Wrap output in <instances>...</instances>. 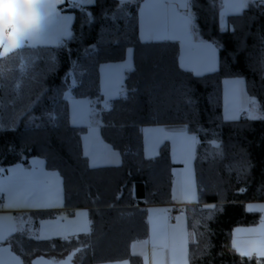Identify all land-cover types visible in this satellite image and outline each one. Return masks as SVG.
<instances>
[{"label":"trees","instance_id":"1","mask_svg":"<svg viewBox=\"0 0 264 264\" xmlns=\"http://www.w3.org/2000/svg\"><path fill=\"white\" fill-rule=\"evenodd\" d=\"M188 5L196 36L217 49L213 72L182 69L175 42L141 41L137 1L67 7L73 22L59 45H24L0 56V173L41 158L61 178L66 212L88 213V231L70 238L11 234L8 241L23 264L36 253L75 249L74 264H143L130 244L147 236L145 207L171 202L167 143L151 157L142 148V127L153 124H181L196 137L197 201L183 213L192 235L188 264H264V258L238 254L231 243L235 227L260 219L245 203L264 201V0L227 16L226 29L219 23V0ZM127 50L131 68L124 73V95L100 109V67L123 61ZM232 77L244 82L260 117L222 118V82ZM68 91L100 110V136L119 152V164L88 163L81 144L85 127L69 120ZM52 214L32 213L36 219Z\"/></svg>","mask_w":264,"mask_h":264},{"label":"crops","instance_id":"2","mask_svg":"<svg viewBox=\"0 0 264 264\" xmlns=\"http://www.w3.org/2000/svg\"><path fill=\"white\" fill-rule=\"evenodd\" d=\"M93 1L40 0L41 3L55 4L56 7L52 10L47 8L42 10L46 18L43 32L31 42L24 41V45H59L60 40L69 35V28L73 22V14L64 9L81 8L90 5ZM118 1L120 3L138 2L137 26L141 41H170L178 44V65L182 69L195 75H202L218 68L216 47L210 42L200 40L193 30L189 0ZM253 1L257 0H219V22L220 20L226 22L227 16L240 13L248 3ZM26 2L27 0H0V17H3L5 12L15 11L12 5ZM4 5L8 7L5 8ZM2 51L3 47L0 46V52ZM125 54L123 61L106 63L100 67V93L105 105L109 100L119 96L124 73L131 66V51L127 50ZM226 88L228 90L227 111L224 110ZM221 91L224 120L255 116V112L250 111L251 100L240 78L224 79ZM64 97L69 105L70 123L76 127H85L81 135V144L88 163L94 167L119 164L121 160L119 152L100 136V116L92 110L90 101L75 97L70 91L66 92ZM103 105L100 109L106 107ZM142 134V148L146 157L156 155L163 143H167L169 147L173 163L171 202L145 207L147 236L144 240L132 242L130 251L140 256L143 264H185V262L188 264L186 254L192 235L186 228V216L179 215L175 221L170 222L168 210L171 204L186 207L197 201L193 170L196 137L187 133L185 126L181 124L143 126ZM61 191L59 174L54 170H47L41 158H31L27 164H13L6 171L1 172L0 193L4 194V199L0 202V245L10 244L8 239L15 231L18 218L23 221H33L34 229L37 231L36 238L39 239L54 237L65 239L87 232V210L79 208L68 214L63 207ZM245 207L247 211L259 213L260 219L252 225L235 227L231 237L232 246L234 247L235 244L234 249L238 254L241 251H251V257L264 258L258 255L259 250H264V201H249L245 203ZM39 211H52L53 214L36 219L32 213ZM65 254H56L59 256L57 258L52 256L54 253L44 255L57 261ZM101 264H127V262Z\"/></svg>","mask_w":264,"mask_h":264},{"label":"snow or ice","instance_id":"3","mask_svg":"<svg viewBox=\"0 0 264 264\" xmlns=\"http://www.w3.org/2000/svg\"><path fill=\"white\" fill-rule=\"evenodd\" d=\"M12 7L15 11L5 12L3 17H0V46L3 47L0 55H7L14 49L23 47L24 41L31 42L40 35L46 20L42 10L55 9L56 5L41 3L40 0H27L24 4H15ZM240 254L251 257L252 252L241 251ZM258 255L264 256V250H259Z\"/></svg>","mask_w":264,"mask_h":264},{"label":"water","instance_id":"4","mask_svg":"<svg viewBox=\"0 0 264 264\" xmlns=\"http://www.w3.org/2000/svg\"><path fill=\"white\" fill-rule=\"evenodd\" d=\"M92 3L93 2L90 4ZM1 172L3 171L1 170ZM10 247L11 245L7 243L0 245V264H23L20 256L17 255ZM77 252L78 249L72 250L57 261L51 260V258L45 256L44 254H38L32 257L29 261L30 264H74L73 258Z\"/></svg>","mask_w":264,"mask_h":264},{"label":"rangeland","instance_id":"5","mask_svg":"<svg viewBox=\"0 0 264 264\" xmlns=\"http://www.w3.org/2000/svg\"><path fill=\"white\" fill-rule=\"evenodd\" d=\"M219 23H220V26H221L222 29H226V27H227L226 22H224L223 20H220ZM130 68H131V66L129 68H127L126 70H129ZM225 90H226V92H225L224 110L227 111L228 90H227V88ZM124 92L125 91H124V88H123V84H121L120 85V93H119V95H124ZM103 104L105 105L106 103H104V101H102L101 104H100L101 107H102ZM105 106L107 107V105H105ZM106 107H104V108H106ZM93 111H95V113L98 114V112L100 110L99 109L97 110V108H94ZM250 111H252V112L254 111L256 113V115H255L256 117H260L261 116L255 101H254L253 106L250 107ZM255 116H253V117H255ZM27 229L29 231H26ZM14 232H20V233H23V234H27L28 236H31V237H34V238H36V236H37V231L34 229V222L33 221H29L28 222L26 220L23 221L22 219L20 220V218H18L17 221H16V228H15ZM10 244H11L12 247L14 246L12 243H10ZM38 254H40V253H36L35 255H38ZM52 256L54 258L59 257L56 254H54ZM73 263H74V259H73Z\"/></svg>","mask_w":264,"mask_h":264},{"label":"built area","instance_id":"6","mask_svg":"<svg viewBox=\"0 0 264 264\" xmlns=\"http://www.w3.org/2000/svg\"><path fill=\"white\" fill-rule=\"evenodd\" d=\"M244 116L245 113H244ZM4 199V194L0 193V202ZM184 213V206L180 205V204H171L169 206V210H168V220L170 222L175 221L176 217L179 215H183Z\"/></svg>","mask_w":264,"mask_h":264},{"label":"clouds","instance_id":"7","mask_svg":"<svg viewBox=\"0 0 264 264\" xmlns=\"http://www.w3.org/2000/svg\"><path fill=\"white\" fill-rule=\"evenodd\" d=\"M4 7H5V8H7V7H8V5H4Z\"/></svg>","mask_w":264,"mask_h":264}]
</instances>
